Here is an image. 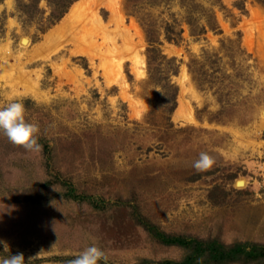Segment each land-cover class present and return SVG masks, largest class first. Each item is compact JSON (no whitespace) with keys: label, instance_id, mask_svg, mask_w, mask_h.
Listing matches in <instances>:
<instances>
[{"label":"rangeland","instance_id":"rangeland-1","mask_svg":"<svg viewBox=\"0 0 264 264\" xmlns=\"http://www.w3.org/2000/svg\"><path fill=\"white\" fill-rule=\"evenodd\" d=\"M10 102L43 148L0 133V258L194 253L151 228L264 245V0H0V109ZM201 152L215 165L197 172Z\"/></svg>","mask_w":264,"mask_h":264},{"label":"clouds","instance_id":"clouds-1","mask_svg":"<svg viewBox=\"0 0 264 264\" xmlns=\"http://www.w3.org/2000/svg\"><path fill=\"white\" fill-rule=\"evenodd\" d=\"M39 126L28 122L26 109L21 102H10L6 107L0 109V133L10 143L22 147L25 151L39 153L43 146L39 143ZM215 165V160L207 152H201L199 158L194 161L192 167L197 172H204ZM0 243H4L0 241ZM7 243H4V251H8ZM32 260L28 258L27 264ZM109 257L101 248L92 245L84 249L75 258L68 261V264H108ZM0 264H26L22 252L10 255L7 258H0Z\"/></svg>","mask_w":264,"mask_h":264},{"label":"trees","instance_id":"trees-1","mask_svg":"<svg viewBox=\"0 0 264 264\" xmlns=\"http://www.w3.org/2000/svg\"><path fill=\"white\" fill-rule=\"evenodd\" d=\"M151 231L154 237L164 245L192 247L194 249V253L183 262L165 261L160 264H196L195 261L198 256L204 253L207 255V261L211 264H230L238 261L250 262L264 258V245L247 243L225 245L218 240L186 239L157 232L153 228H151Z\"/></svg>","mask_w":264,"mask_h":264},{"label":"bare ground","instance_id":"bare-ground-1","mask_svg":"<svg viewBox=\"0 0 264 264\" xmlns=\"http://www.w3.org/2000/svg\"><path fill=\"white\" fill-rule=\"evenodd\" d=\"M96 2V1H95ZM112 4V3H111ZM83 6H79V7H77V8H75L74 9V11H73V15H76V14H78L79 12H80V9L82 8ZM94 10V9H93ZM116 11V10H115ZM83 17V16H82ZM93 17H94V19L93 20H95V22H96V24L97 23H99L98 25L100 26V19L96 16V15H93ZM90 21V20H89ZM104 30V29H103ZM105 31V30H104ZM111 63V62H110ZM107 71V70H106ZM119 72V71H118ZM120 74H121V72H120ZM122 76V75H121ZM120 76V77H121ZM124 77V76H123ZM122 78V77H121Z\"/></svg>","mask_w":264,"mask_h":264}]
</instances>
